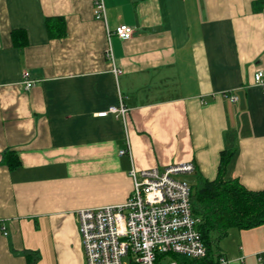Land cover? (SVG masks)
Wrapping results in <instances>:
<instances>
[{
    "label": "crops",
    "instance_id": "obj_1",
    "mask_svg": "<svg viewBox=\"0 0 264 264\" xmlns=\"http://www.w3.org/2000/svg\"><path fill=\"white\" fill-rule=\"evenodd\" d=\"M104 1L105 20L95 0H0V264H86L77 212L125 202L133 167L215 179L230 149L225 177L264 187V0ZM220 253L264 264V223L231 226Z\"/></svg>",
    "mask_w": 264,
    "mask_h": 264
},
{
    "label": "built area",
    "instance_id": "obj_2",
    "mask_svg": "<svg viewBox=\"0 0 264 264\" xmlns=\"http://www.w3.org/2000/svg\"><path fill=\"white\" fill-rule=\"evenodd\" d=\"M94 15L106 19L104 0H95ZM114 32L119 38L128 39L134 28L121 24ZM105 54L114 63L111 43ZM24 77L25 87H32L34 80L30 79L28 71L24 72ZM254 79L256 85L264 88V70L258 69ZM227 94L237 100L236 95ZM127 111L128 107L120 102L98 112V116L112 113L125 116ZM128 148L119 153H129ZM194 169L192 162L166 168L133 167L130 171L133 188L125 202L78 210L86 264H131V261L140 264H236L233 258L222 253L210 259L208 246L199 230L201 218L192 209L191 182L186 179ZM174 256L184 257L186 261ZM125 257L128 260L125 261Z\"/></svg>",
    "mask_w": 264,
    "mask_h": 264
},
{
    "label": "trees",
    "instance_id": "obj_3",
    "mask_svg": "<svg viewBox=\"0 0 264 264\" xmlns=\"http://www.w3.org/2000/svg\"><path fill=\"white\" fill-rule=\"evenodd\" d=\"M58 25L62 30L61 34H65V22L62 17L47 19L51 35L54 26ZM14 33L21 34L22 30ZM232 156V150H223L217 177L207 179L197 175L191 183L192 209L201 218L199 230L208 246L209 256L213 255L218 240L227 235L231 226L250 227L264 223V187L251 190L243 186L238 179H227L225 174ZM2 161L11 168L18 165L17 152L7 149ZM31 255L27 253L28 264H36V254ZM176 258L186 261L184 257ZM131 264L140 263L131 261Z\"/></svg>",
    "mask_w": 264,
    "mask_h": 264
},
{
    "label": "water",
    "instance_id": "obj_4",
    "mask_svg": "<svg viewBox=\"0 0 264 264\" xmlns=\"http://www.w3.org/2000/svg\"><path fill=\"white\" fill-rule=\"evenodd\" d=\"M186 179H187L189 182H191V183L194 181V178H189V177H187Z\"/></svg>",
    "mask_w": 264,
    "mask_h": 264
},
{
    "label": "rangeland",
    "instance_id": "obj_5",
    "mask_svg": "<svg viewBox=\"0 0 264 264\" xmlns=\"http://www.w3.org/2000/svg\"><path fill=\"white\" fill-rule=\"evenodd\" d=\"M124 260H125V261L128 260V257H125Z\"/></svg>",
    "mask_w": 264,
    "mask_h": 264
}]
</instances>
